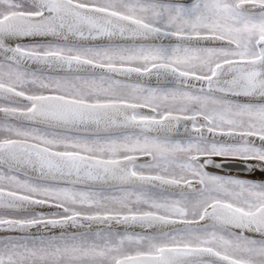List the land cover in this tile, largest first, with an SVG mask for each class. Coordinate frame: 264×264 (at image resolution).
<instances>
[{"label":"snow or ice","instance_id":"6c2138e0","mask_svg":"<svg viewBox=\"0 0 264 264\" xmlns=\"http://www.w3.org/2000/svg\"><path fill=\"white\" fill-rule=\"evenodd\" d=\"M0 264H264V0H0Z\"/></svg>","mask_w":264,"mask_h":264},{"label":"bare ground","instance_id":"6f19581e","mask_svg":"<svg viewBox=\"0 0 264 264\" xmlns=\"http://www.w3.org/2000/svg\"><path fill=\"white\" fill-rule=\"evenodd\" d=\"M216 159L217 162L224 164V167L221 170H219L223 174H232V175H241V176L244 175V173L240 170L239 162L233 160H225L223 158H216ZM210 170L217 171L216 169H210Z\"/></svg>","mask_w":264,"mask_h":264}]
</instances>
